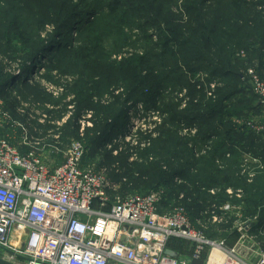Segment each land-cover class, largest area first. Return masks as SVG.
<instances>
[{
	"label": "rangeland",
	"instance_id": "1",
	"mask_svg": "<svg viewBox=\"0 0 264 264\" xmlns=\"http://www.w3.org/2000/svg\"><path fill=\"white\" fill-rule=\"evenodd\" d=\"M103 1L108 4V7H103L97 16L91 15V19L88 22L90 28L96 26L104 14L110 13L111 10L117 7L119 11L127 12L126 15L128 16L126 19L130 21H126L128 25H126V23L117 24L124 33H120L118 36L107 35L108 29L105 27L90 33H86V31L90 30L87 28L83 30L78 29V31L73 32L69 31L70 33L66 32L67 36L61 39L64 40L66 44L63 45L62 41L60 44L61 47H72L71 50L68 49V51L59 55L58 51H56L58 49L48 51L43 54L40 59H37L35 64L34 62L31 63L29 69L30 73L26 74L22 69L28 58L26 60H17L13 56L15 53L14 50L19 45L16 39L17 33L15 31L20 30L22 34L29 36V40L32 43L35 39L37 42L40 40L41 45L48 42L50 43L53 36L55 35L56 37V25L61 23L60 18H65V15L67 13L69 14L72 8H69L66 4L64 5L65 0H54L51 2L50 4L55 3V7H50L49 2L47 5L40 7L33 4L32 0H0V67L4 68L7 77L15 75V81L0 90V107L8 113L15 114L18 108L25 106L24 112L20 113L21 115L18 114V119L26 116L30 117L27 119L28 121L34 118L35 122L38 123L36 115L48 114L49 120H56L57 122V120L63 119L68 111V103L62 101L61 104L59 103L57 105L53 101H49L48 97H52L48 93L49 86L57 89L62 88L65 90V98L64 96L62 98L66 100L68 96H74V102L77 103L78 97L75 89L81 84V81H83L84 84L88 82L89 85V81H93L96 85L103 86L104 81L110 79L112 87L108 93L93 95L91 94L93 92L90 91L89 94L91 97L93 96L92 102L97 104V108L101 110H106V108L111 107L115 100H119L117 108L125 105L127 107L126 126L124 133H121L119 126L112 130V135L110 139H108V144L101 149V152H104L99 155L98 163L104 159L105 154L111 152L113 156L121 157L120 163L123 172L132 175L139 168L137 167L136 170H133L135 166L133 165L131 167L130 164L137 163L146 165V160L141 158L146 157L145 154L147 152L145 151L152 148L154 140H158L162 137V131L164 130L173 137L177 149H194L201 157L204 155L208 157V152L211 151L213 145L219 140L217 134L225 133L229 129L223 126V124L221 125L217 117H209L207 124L200 123L201 121L198 119L191 122L181 120L173 124L171 116L175 111H186L188 109L191 111L198 110L201 102L205 104L206 99H216L217 92L219 93L220 89L227 83L237 86L238 81L236 77L222 76V71L224 70L231 69L243 74L239 84L244 79H250L247 74L249 70H254L255 76L261 78L258 71L257 59L250 60L248 55L242 51L244 48H240L239 44L245 45V47L250 50L254 48V50L257 51V53L253 55L255 57L264 54V41L260 43V41H257L255 38V36L259 34L258 31L260 29H262V31L264 30V0H243L247 8L246 14L238 22L237 16L234 15L231 10L235 0H212L210 4H207L204 12L209 19L205 18V20H213L212 18L216 19L217 16L227 17L226 15H228L230 17V23L227 25L224 32L233 39V45H237V49L235 50H237L236 52L237 54L239 53L238 56L240 55L241 59L237 61L238 57L236 55L235 59L232 61L234 66H229L219 57L212 60L214 63L212 66L208 65L209 63L206 61L195 59L193 61L191 60V68H195L193 70L182 64L183 60L182 54L179 52V45L174 43L177 42L178 36L179 40L185 38L189 41V38L194 34V30L200 28V24L198 23H201L200 21L202 19L196 18L197 11L188 6L189 3L198 0H175L173 4L175 6L170 8L173 12L171 10L164 11V17L162 18L163 20L161 19L160 23L153 22L150 18H147L146 13L141 10L135 11V7L125 0H74V3L81 6V8H85L87 6L102 3ZM161 8V6H158L155 9ZM88 11L89 9L85 10V12ZM169 11L171 12L169 13ZM14 13L18 14L17 21H15L13 17ZM256 16H261V18L255 21ZM165 18L169 19L168 22L171 24H169ZM251 20L252 23L250 22ZM231 24L233 27H230ZM7 29L12 33H10L11 35ZM179 29H182V33L178 32ZM174 33L178 35H174ZM62 34L61 37L64 36V33ZM57 38H60V36ZM168 39L171 40L169 44L166 42ZM256 43L259 44L258 48H256ZM169 45H171L175 56H178V60H175L174 57H170L166 53V51L170 52ZM242 54H245V57H242ZM144 56H147L151 61V66H153L151 71L157 73L160 69L166 70L167 76L170 74L169 79L166 80L164 94L161 98L155 99L154 101H148L146 97H142L140 100H131L127 102V87L122 83L124 81L120 78L128 74V71L122 70L123 63L127 59L141 58ZM201 57V54H196V58ZM177 63H180L182 67H178ZM144 69L145 68L142 70ZM131 70L133 72H141V69L133 68ZM212 70H217V75L212 74ZM144 73H146V71ZM159 77L160 75L156 76L154 79ZM38 94L40 95L36 97ZM43 94L47 97L43 98ZM250 98L253 99V102H256L253 96ZM52 99L54 101H60V99L56 100L53 97ZM236 99L237 98L234 100L237 101ZM51 103L54 106H59V110L50 112L46 105ZM257 104L261 112L259 98ZM177 106L178 110H176ZM92 107L95 106L93 105L89 108ZM92 111L95 114L94 119L96 123L98 119L103 122V113L98 117L99 114H97L94 109ZM260 112L258 114H249L246 112L245 117L248 120H254L251 121L254 126L261 127L262 125L260 122H256L259 119L257 116L260 115ZM239 120V117L231 118L232 127H236L237 129L240 125L238 123ZM122 121L123 119L119 122ZM50 124H47L53 127L50 131L57 133L58 129L56 125L53 124V121ZM26 128L30 133H38L39 137H42L40 140L41 144L48 140L45 139L44 136L48 133L49 128H36V126H26ZM0 131L10 134L12 143L22 152L28 150L21 146L22 140L19 128L14 129L5 126L3 130L0 127ZM60 132H64V128H61ZM209 133L211 135L208 139L204 141L199 140L201 135H209ZM238 133L241 134L242 131ZM247 135L246 138H251L252 136L257 138V142L256 144L254 143V148L248 147V140H241L240 144L237 143V149L244 151L241 153L240 159L237 158L240 160L238 163L239 166L245 161V158H249L247 156L258 158L264 163V156L262 157L257 154L258 152L264 155V130L262 132L251 130V137H249V134ZM194 141H200V143L195 144ZM137 146H139V148L133 150L134 147ZM249 148H251V150ZM115 152L118 153L116 154ZM245 154L247 156H245ZM61 159L62 158H59L58 160L61 161ZM98 163L94 164L95 169L97 171L103 170L98 167ZM242 168L241 165L240 170L242 173L240 172V176H243L244 173ZM104 170L106 169L104 168ZM108 173L107 171V175ZM135 180L137 181V179ZM135 180H133V182ZM259 180H264V172L263 174H257L252 181L247 180V183H253L254 185L259 182ZM146 181L147 179H144V182ZM165 190L166 189H164V191ZM213 190L216 191L215 194L222 191L221 189ZM213 190H209V192L212 193ZM228 190L237 191L236 199L237 202H239L237 205V220L240 219L241 214L245 218H241V221L246 220V218L254 221L255 217H250L246 214L245 189H234V187L230 186L225 189L226 194ZM131 194L141 195L139 192ZM165 195L167 194L165 193ZM228 203H233V201L229 198V201L224 203V205ZM215 205L220 207L218 204ZM180 207L183 208L182 206H168V208H165L162 205L161 210L169 213ZM261 208H264V205H262L260 209ZM205 221V228L198 225L195 227L197 233L205 232L206 237L211 240L225 241L229 246L237 247V251L243 257L246 250L251 247L256 249V251L260 250V253H264V235L256 240H251L248 237L245 238L242 236V232L239 229H237V234L231 235L229 230L234 219H232L229 224L225 225L226 227L229 226V228H225L224 230L221 228L223 225L213 224L208 220ZM239 224L240 222H237V227ZM209 232L217 233L216 236L210 237ZM179 240L184 242L185 245L189 243L188 240L183 238ZM189 244L190 249L188 248L187 250L191 253L193 251V244Z\"/></svg>",
	"mask_w": 264,
	"mask_h": 264
},
{
	"label": "built area",
	"instance_id": "2",
	"mask_svg": "<svg viewBox=\"0 0 264 264\" xmlns=\"http://www.w3.org/2000/svg\"><path fill=\"white\" fill-rule=\"evenodd\" d=\"M254 73L249 70L247 74L259 98L261 112L256 122L262 126H254V120L247 118H239L238 123L243 129L262 132L264 79ZM64 92L62 88H48L54 99L68 103V111L57 122L49 120L48 114L36 115L38 123L34 118L28 121L30 117L26 116L18 119L25 106L15 114L0 107L1 129L19 128L21 146L28 149L22 152L12 143L10 134L0 131V259L13 264H192L193 260H203L204 264H264L260 250L248 248L243 257L237 247L211 240L205 232L195 230L197 225L205 228V220L225 226L234 219L231 234H237L239 229L245 238L258 239L263 232L255 234L252 228L257 217L254 221H241L245 218L240 214L237 220V204L213 205L204 218L193 223L184 208L169 213L161 210L164 189L146 195L121 196V184L114 182L107 170L97 171L95 163L85 161L86 135L95 127L92 110L82 112L77 120L78 139H62L60 129L76 113L74 96L64 100ZM46 107L50 112L59 110L52 103ZM52 121L57 133L47 125ZM26 126H49L44 136L48 140L41 144L42 137L30 133ZM194 153L198 159L200 155ZM247 157L241 163L243 177L252 181L264 172V163ZM227 195L237 200V191L228 190ZM174 238L193 244L189 256L173 257L167 253L173 251L169 244ZM215 255L223 260L215 263Z\"/></svg>",
	"mask_w": 264,
	"mask_h": 264
},
{
	"label": "trees",
	"instance_id": "3",
	"mask_svg": "<svg viewBox=\"0 0 264 264\" xmlns=\"http://www.w3.org/2000/svg\"><path fill=\"white\" fill-rule=\"evenodd\" d=\"M53 1L54 0H32V3L41 7L47 5L49 2L50 7H55V3L50 4ZM125 1L134 6L135 11L141 10L146 13L147 18H150L153 22L157 23H160L161 19L164 17V11L171 10L170 8L175 6L173 5L175 0ZM211 1L212 0H198L188 4L191 9L197 11L196 18L202 19L200 21L201 23L198 24H200L199 26L203 30L200 28L195 29L194 34L189 38V41L185 38L179 40L178 36L177 42L174 43L179 45V52L182 54L183 60L182 64L187 67L191 68V60L193 61L195 59L206 61L209 63L208 65L211 66L214 64L212 60L217 57L222 58L223 62L229 66L233 65L232 61L235 59L236 55L238 57L237 61L238 59H241L240 55L238 56L239 53L237 54V50H235L237 49V45L234 46L232 42L233 39L230 35H226L224 32L225 28L230 23V17L228 15H226L227 17L217 16L216 19L212 18L213 20H207L209 18H207L204 9H206L207 4H210ZM65 4L69 8H72L71 12L69 14L67 13L65 18H60L61 23L56 25V37L55 35H52L53 38L50 40V43L48 42L41 45L40 40L37 42L36 39L32 43L29 40V36L22 34L20 30L15 31L17 33L16 39L19 45L14 50L15 53L13 56L17 60H26L28 58L22 69L24 73H30L29 69L31 63L34 62L35 64L37 59H40V57L48 51L58 49L56 51H58L59 55L68 51V49L71 50L72 47H61L60 44L62 42L63 45L66 44L64 40H61L67 36L66 32H73L78 31V29L83 30L87 28L90 30L86 31V29V33H90L94 30L96 31L97 29L105 27L108 29L107 35L118 36L120 33L124 32L121 31L117 24L126 23V25H128L127 22H130L126 19L128 16L126 15L127 12H121L115 7L110 13L104 14L96 26L90 28L88 22L91 19V15H99V11L102 10L103 7H108L106 2L103 1L102 3L87 6L85 8H81V6L75 4L74 0H65L64 5ZM158 6H161L162 8L155 9ZM87 9H89V11L85 12ZM246 9V4L243 0L234 1L231 10L233 14L237 16V22L246 14ZM171 11L173 12V10ZM171 11H169V13ZM17 15V13L13 14L15 21H17ZM205 18L207 19L205 20ZM260 18L261 16H256L255 21H258ZM165 20L167 22L169 21L167 18H165ZM250 22L252 23V20ZM168 23L171 24L170 22ZM230 27H233V25L231 24ZM181 31L182 29H179L178 32L182 33ZM258 32L259 34H257L255 38L261 43L264 41V30L262 31V29H260ZM10 33L11 32H9V34ZM62 33H64L63 37H61V35H63ZM174 35L178 34L174 33ZM59 36L60 38H57ZM170 41L171 40L168 39L166 41L167 44H169ZM258 45L259 44L256 43V48L259 47ZM169 47L170 52L166 51V53L170 57H174L175 60H178V56H175L171 45H169ZM239 47L244 48L242 51L248 55L250 60L257 59V65L259 67L258 71L260 76L264 79V54L255 57L253 55L256 54L257 51L254 50V48H251L250 50L243 44H239ZM196 54H201L202 57L196 58ZM177 65L178 67H182L180 63H177ZM133 68L141 69V72H133L131 70ZM143 68L145 69L142 70ZM152 69L153 66H151V61L147 56L127 59L124 61L122 70L128 71V74L120 78L124 81L122 83L127 87V102H130L131 100L137 101L142 99V97H146L148 101H154L155 99L157 100L158 98H161L164 94V87H166V80L169 79L170 74L167 76L166 70L159 69L156 73L155 71H151ZM191 69L193 70L195 68ZM145 71L146 73H144ZM212 71V74L217 75V70ZM159 75V78L154 79ZM222 76L236 77L238 81L237 86L227 83L222 89H220L219 93L217 92L216 99H206L205 104L201 102L198 110L191 111L188 109L186 111H175L171 116L173 124L181 120L191 122L196 119L200 120V123L202 124H207L209 117H217L221 125L223 124V126H226L229 129L225 133L217 134L219 140L213 145L211 151L208 152V157H206L207 155H204L197 159L195 158L194 149H177L173 137L164 130L162 131V137L158 140H154L152 148L145 151L147 152L145 154L146 157L141 158L146 160V165L137 163L130 164L131 167L133 165L135 166L133 167V170H136L137 167L139 168L134 174L128 175L123 172L120 163L121 157L113 156L111 152L105 154L104 159L98 163L99 155L104 152H101V149L108 144V139H110L112 135V130L119 126L121 133H124L126 126L125 120L127 107L125 105L117 108L119 100H115L111 107L106 108V110H101L97 108V104L92 102L93 96L91 97L89 94L90 91L93 92L91 93L93 95L108 93L112 87L110 79H106L103 86H98V84L96 85L93 81H89L90 85L88 82L84 84L83 81H81V84L76 87L75 91L79 102H75V116L72 121H69L65 126L64 132H62V139L64 141H70L79 138L77 120L82 112L94 109V111L99 114L98 117L103 113V122L98 119L96 123L95 120L94 129L87 132L85 139L87 155L85 161L98 163L100 169L105 168L109 172L108 176L114 182L121 184L119 191L121 196L124 197L128 194L137 192L141 195H146L154 191L166 189L165 193L167 195L164 196L165 199L162 205L165 208H168V206H182L187 211L192 222L195 223L196 219L204 218V214L207 211H210L213 205L218 204V206H221L229 201V196L225 192L227 187L231 186L234 187V189L244 188L246 214L250 217H257V220L253 223V233L259 234L260 232H263V234H259V237H262L264 235V208L260 209V207L264 205V180H259V182L253 185V183H247L246 177L240 176L241 165L239 166L238 163L240 160L238 159H240L239 157L244 151L237 149V143L240 144L241 140H248V147L254 148V143L256 144L257 138L250 136V130H241L243 128L240 126H238L237 129L236 127H232L230 121L231 118L234 117L246 118V112L249 114H258L260 112V107L257 104L258 98L254 94L252 84L249 80L244 79L245 81L243 80L239 84L240 78L242 79L243 77V74H240V72L227 69L222 71ZM14 77L15 75L7 77L4 68L0 67V90L11 84L13 80H15ZM39 95L40 94L36 97ZM252 96L255 98L256 102H253V99L250 98ZM45 97L47 96L43 94V98ZM48 98L49 101H53L55 104L61 103V100L54 101L52 97ZM235 98H237V101L234 100ZM93 105L95 107L89 108ZM176 110H178V106ZM122 119L123 121L119 122ZM47 128H49V126H47ZM239 131H242V133H238ZM247 134H249V137L251 138H246V136H248ZM210 135V133L209 135H201L199 140L204 141L205 139H208ZM197 143H200V141L195 142V144ZM137 148H139V146L134 147L133 150ZM251 148L249 149L251 150ZM228 154H230V158H227ZM257 154L262 157L264 156L258 152ZM124 179L126 180L124 181ZM135 179H137V181ZM144 179H147V181L144 182ZM133 180L135 181L133 182ZM213 189H221L222 191H220V193L211 194L209 190ZM181 196H183V198H181ZM231 200L233 201V204H239L235 199ZM221 228L224 230L225 228H229V226H222ZM216 233L217 232H209V236L214 237L216 236ZM169 245L170 248L179 255L189 254V250H187L190 246L189 243L185 245L184 242L174 238Z\"/></svg>",
	"mask_w": 264,
	"mask_h": 264
},
{
	"label": "water",
	"instance_id": "4",
	"mask_svg": "<svg viewBox=\"0 0 264 264\" xmlns=\"http://www.w3.org/2000/svg\"><path fill=\"white\" fill-rule=\"evenodd\" d=\"M167 253L173 257H177V254L173 251H168ZM0 264H13V263L0 259ZM192 264H204V261L203 260H193Z\"/></svg>",
	"mask_w": 264,
	"mask_h": 264
},
{
	"label": "bare ground",
	"instance_id": "5",
	"mask_svg": "<svg viewBox=\"0 0 264 264\" xmlns=\"http://www.w3.org/2000/svg\"><path fill=\"white\" fill-rule=\"evenodd\" d=\"M221 260H223L220 256H218V255H215L214 256V258H213V261L215 262V263H218V262H220Z\"/></svg>",
	"mask_w": 264,
	"mask_h": 264
},
{
	"label": "crops",
	"instance_id": "6",
	"mask_svg": "<svg viewBox=\"0 0 264 264\" xmlns=\"http://www.w3.org/2000/svg\"><path fill=\"white\" fill-rule=\"evenodd\" d=\"M46 130V129H45ZM3 133H5V132H3ZM6 134V133H5ZM237 201V200H236ZM173 252H175V251H173ZM176 253V252H175ZM177 254V253H176ZM190 254V253H189ZM177 255H179V254H177ZM180 256H189V255H180Z\"/></svg>",
	"mask_w": 264,
	"mask_h": 264
},
{
	"label": "clouds",
	"instance_id": "7",
	"mask_svg": "<svg viewBox=\"0 0 264 264\" xmlns=\"http://www.w3.org/2000/svg\"><path fill=\"white\" fill-rule=\"evenodd\" d=\"M26 74H28V73H26ZM14 81H15V80H13V82H14ZM13 82H12V83H13ZM12 83H11V84H12Z\"/></svg>",
	"mask_w": 264,
	"mask_h": 264
}]
</instances>
